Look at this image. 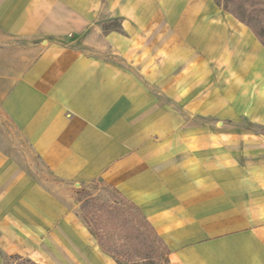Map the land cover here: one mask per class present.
<instances>
[{
	"label": "crops",
	"instance_id": "obj_1",
	"mask_svg": "<svg viewBox=\"0 0 264 264\" xmlns=\"http://www.w3.org/2000/svg\"><path fill=\"white\" fill-rule=\"evenodd\" d=\"M217 1L0 0L4 118L54 177L99 179L134 203L168 264H264V134L237 129L234 105L243 95L264 126V47ZM80 239L98 244L0 149V264L52 252L117 264L102 250L91 261Z\"/></svg>",
	"mask_w": 264,
	"mask_h": 264
},
{
	"label": "rangeland",
	"instance_id": "obj_2",
	"mask_svg": "<svg viewBox=\"0 0 264 264\" xmlns=\"http://www.w3.org/2000/svg\"><path fill=\"white\" fill-rule=\"evenodd\" d=\"M227 10L225 11L231 15H233L231 12H234L236 15H243V11L238 7L237 4L234 2H228L227 4ZM234 16V15H233ZM235 17V16H234ZM100 24L104 25L107 28H115L118 26V23L114 20H105L103 18H100L98 21ZM95 22L93 21V24ZM252 24L259 28V23L257 21H252ZM69 37V36H68ZM92 39H98L96 43L102 42L101 38L97 37V35L94 34H88L85 38L86 42H92ZM101 40V41H99ZM3 41V42H2ZM38 42V41H37ZM19 48H22V45H17ZM4 48V49H3ZM7 48L6 41L1 40L0 43V102L3 100L4 95L7 92V89L12 85V83H8L7 81V75H8V65L13 62L12 59H10L11 52H7L5 50ZM22 53V52H21ZM31 54L32 58L34 59L37 54V46L32 45L31 46ZM12 60V61H11ZM253 88L257 90L259 83H253ZM251 88L247 92V94L250 93L251 97L255 93V91ZM243 95H237L234 99V105L236 106L237 110L239 111V117L240 119L235 122V126L237 129L243 131V132H259L264 134V126L253 124L249 122L246 115V106L245 102H242ZM187 122H199L198 119H196L194 116H186ZM0 149L3 150L6 154H9L17 163V169H26L34 171L35 174L39 176V179L41 180L43 186L49 194H51L53 197H55L58 201L62 202L64 206L67 208V211L73 212L76 218L79 220L81 225H84L83 218L88 220L90 219L92 225L94 227H99L98 224H101L104 222V220L109 221V217L107 216L106 219L104 217L101 218V221L94 222L92 220L91 212L95 211V208L104 206L109 208V206H116L123 210V212H115L111 216V220L115 219L116 224L122 223L123 221H127L131 225H137L138 222H140L139 214L135 211L134 206L132 207L130 203H126L123 200L120 199L119 192L109 186L108 184H105L103 181L96 179L89 182H74L69 180H62L54 177L49 173V171L44 168V166L40 163L38 158L35 156L33 150L27 146V144L24 142L23 137L21 134L7 121V119L4 118L2 112L0 111ZM113 208V207H112ZM110 209V208H109ZM55 229V226L52 227ZM112 230L114 228H111ZM116 229V228H115ZM135 229V228H134ZM149 228L146 226H143L141 228L142 233L149 232ZM121 232V231H120ZM120 232L119 230H115L114 236H112V240L115 246L118 247L121 243L120 239ZM50 233L51 228L48 229V237L50 239ZM140 233L138 236V240H145V246L143 247H137V249L131 248L128 250L129 254H143L148 255L154 260L155 264H161L163 258L159 257V254H161V250L158 249L156 251V248L159 246L158 244H152L148 237L145 236V234ZM66 237V233L64 234ZM135 241V237H131ZM149 239V240H148ZM147 240L150 242H147ZM80 250H86L90 254V260L92 261L95 255H93L99 251H101L98 244L86 242V240L80 239ZM48 249L52 250L51 246H48ZM131 250V251H130ZM107 256L111 257L115 263V259L112 257V255L108 253H104ZM93 255V256H92ZM86 261L88 260L85 259ZM73 259H61L55 256V252H52L49 254V257L46 258V260H38L35 258H30L28 256H22V255H14L13 257L6 258L5 264H72ZM118 264V263H117ZM122 264H128V263H122Z\"/></svg>",
	"mask_w": 264,
	"mask_h": 264
},
{
	"label": "trees",
	"instance_id": "obj_3",
	"mask_svg": "<svg viewBox=\"0 0 264 264\" xmlns=\"http://www.w3.org/2000/svg\"><path fill=\"white\" fill-rule=\"evenodd\" d=\"M218 4L222 7L224 11L227 10V4L228 2H234L238 5V7L243 11V15H236L234 12H231L237 19H239L241 22L245 23L253 32V34L256 36V38L261 42V44L264 47V1L263 0H218ZM252 21H257L259 23V28L254 26L252 24ZM120 199L123 200L126 203H130V205L133 207L135 211L139 214V221L137 225H131L127 221H123L122 223L116 224L115 219L111 220V216L117 211V212H123V210L116 206H109V208L100 206L95 208L94 212H91L92 220L94 222L101 221V218L104 217L106 219L107 216L109 217V221L104 220L101 224H98L99 227H94L90 221V219L86 220L83 218V222L86 226V228L89 230V232L94 236L96 239L100 249L112 255V257L115 259V261L118 264L122 263H128V264H155L154 260L149 257L148 255L143 254H129L128 250L131 248L137 247H144L145 246V240H138V236L140 235L141 228L143 226H146L149 228V232H145L142 234H145L146 237H148L149 241L152 244H158L159 246L156 248V251L158 249L161 250V254H159V257H162L163 260L161 264H168L169 263V248L164 243L162 238L157 234L155 229L151 226V224L146 220L140 209L131 201L127 200L125 197H123L120 193ZM113 207V208H112ZM111 228H114L113 230ZM120 232V245L117 249V246H115L112 240V236L115 234L116 229ZM135 228V229H134ZM135 237V241L131 237ZM147 240V242H149ZM149 242V243H150ZM137 245V247H136ZM131 251V250H130Z\"/></svg>",
	"mask_w": 264,
	"mask_h": 264
}]
</instances>
